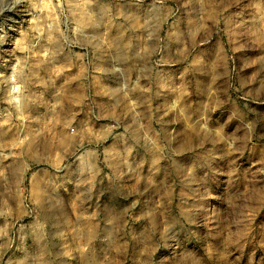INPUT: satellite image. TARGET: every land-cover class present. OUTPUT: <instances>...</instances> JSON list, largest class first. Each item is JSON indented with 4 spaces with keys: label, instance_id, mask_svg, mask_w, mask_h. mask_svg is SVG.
Here are the masks:
<instances>
[{
    "label": "rangeland",
    "instance_id": "374dc122",
    "mask_svg": "<svg viewBox=\"0 0 264 264\" xmlns=\"http://www.w3.org/2000/svg\"><path fill=\"white\" fill-rule=\"evenodd\" d=\"M0 264H264V0H0Z\"/></svg>",
    "mask_w": 264,
    "mask_h": 264
},
{
    "label": "built area",
    "instance_id": "2783aa9c",
    "mask_svg": "<svg viewBox=\"0 0 264 264\" xmlns=\"http://www.w3.org/2000/svg\"><path fill=\"white\" fill-rule=\"evenodd\" d=\"M17 90H18L17 88L13 89V91H15V92H17Z\"/></svg>",
    "mask_w": 264,
    "mask_h": 264
}]
</instances>
